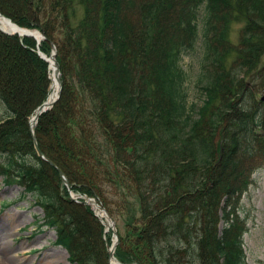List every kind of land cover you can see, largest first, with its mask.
I'll use <instances>...</instances> for the list:
<instances>
[{"label":"trees","instance_id":"16d2710c","mask_svg":"<svg viewBox=\"0 0 264 264\" xmlns=\"http://www.w3.org/2000/svg\"><path fill=\"white\" fill-rule=\"evenodd\" d=\"M0 13L40 31L45 55L57 47L61 95L35 129L54 166L29 124L49 64L34 38L0 30V175L35 200L69 261L110 264L112 237L58 169L115 219L119 262L248 264L241 199L264 163V99L247 100L246 80L264 73V0H0ZM200 21L205 99L188 107L179 63ZM17 55L38 76L27 97Z\"/></svg>","mask_w":264,"mask_h":264},{"label":"rangeland","instance_id":"374dc122","mask_svg":"<svg viewBox=\"0 0 264 264\" xmlns=\"http://www.w3.org/2000/svg\"><path fill=\"white\" fill-rule=\"evenodd\" d=\"M13 1L15 0H9L10 5ZM204 15L205 11L202 9L199 17L202 19ZM199 26L201 36L195 48L184 53L179 63L184 73L183 90L188 107L201 106L205 99L202 90L206 85L202 21ZM240 28V25H235L232 30L235 43L238 42ZM12 58V67L19 73L17 91L22 97L32 95L38 76L28 70V64L21 62L18 55ZM246 83L248 101H251V98L256 101L264 98V73L259 77H248ZM5 116V108L0 104V120ZM251 179L253 183L241 199V216L246 218L248 226V232L244 235V251L248 264H264V163L254 171ZM23 191L18 184H6L4 177L0 175V252L5 249L8 252L10 260L6 264H72L68 260L67 251L56 244V231L41 227L44 218L42 209L35 204L31 196L23 198ZM73 195L80 196L74 193ZM118 227L123 230L121 221H118ZM104 241L108 251L112 242L107 243L106 237Z\"/></svg>","mask_w":264,"mask_h":264},{"label":"water","instance_id":"95a60500","mask_svg":"<svg viewBox=\"0 0 264 264\" xmlns=\"http://www.w3.org/2000/svg\"><path fill=\"white\" fill-rule=\"evenodd\" d=\"M0 18H3L5 19L7 22H9L14 28H16L18 31H14V32H8V31H5L3 28H1L0 26V30L5 32V33H8V34H18L19 36H27V37H33L37 40V43H38V49H39V45L41 43V40H43L45 38V36L43 34H41L39 31H36V30H31V29H27V28H21L19 27L18 25H16L15 23H13L9 18L5 17L4 15H2L0 13ZM20 31H23V32H20ZM35 33H38L40 35V38H37ZM53 51L51 53V56L54 60V65L56 66L57 70L59 71V83H60V91H59V95L57 97V99L52 102V103H49L48 100L46 102H44L41 106H39L37 108V110L35 111V115L32 116L30 118V129H31V133H32V138L34 140V145H35V149L37 151V154L44 160L48 161L50 164L54 165L51 161H49L42 153V151L40 150V148L38 147V144H37V141H36V137H35V127L38 123V120L40 118V116L46 112L47 110L51 109L54 104L58 101V99L60 98V94H61V85H62V82H61V73H60V70H59V63L56 59V55H57V48L55 45H53L52 47ZM40 56L46 60L47 62L50 63L49 61V58L50 57H47L45 54H43L42 52H39ZM33 120H34V123H33ZM55 166V165H54ZM59 173L61 174V176L63 177L64 179V183L66 184L68 190H71V186L69 185L66 177L64 176V174L62 173L61 170H59ZM73 199H75L74 197H72ZM77 200V199H76ZM78 202L86 205V206H92V202L96 201L98 203V201L95 199V198H90V197H87L85 199H83L82 201H79L77 200ZM99 204V203H98ZM99 206H101L99 204ZM103 210H105V208L103 206H101ZM106 211V210H105ZM107 212V211H106ZM108 218L111 220V228H112V232H113V235H114V242L112 244V246H109V258H110V264H124V263H120L114 256V253H115V250L117 248V245L119 244V236H118V232H117V229H116V222L115 220L110 216L108 215ZM127 264H136V263H127Z\"/></svg>","mask_w":264,"mask_h":264},{"label":"bare ground","instance_id":"6f19581e","mask_svg":"<svg viewBox=\"0 0 264 264\" xmlns=\"http://www.w3.org/2000/svg\"><path fill=\"white\" fill-rule=\"evenodd\" d=\"M0 26L1 28H3L5 31L8 32H14V31H18L16 28H14L9 22H7L5 19L0 18ZM23 32V31H20ZM37 38H40V35L38 33H35ZM50 57V56H48ZM49 62H47L49 64V70H50V78H51V91L48 97V102L52 103L54 102L58 95H59V91H60V83H59V71L57 70L56 66L54 65V60L52 57L49 58ZM60 70V67H59ZM61 73V70H60ZM34 116V115H33ZM34 123V120H33ZM94 198V197H91ZM96 199V198H95ZM92 211L94 212L95 217L100 221V223L104 226L106 233H109L112 228H111V220L108 218L109 212L107 211V209L105 208V210L102 209L101 206H99V204L94 201L92 202V206H89ZM8 252L5 250L0 252V264H6L9 263L8 261L10 260L7 256Z\"/></svg>","mask_w":264,"mask_h":264}]
</instances>
